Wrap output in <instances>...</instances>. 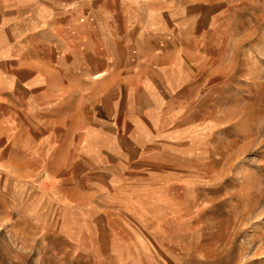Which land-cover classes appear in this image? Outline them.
Here are the masks:
<instances>
[{
  "label": "rangeland",
  "instance_id": "rangeland-1",
  "mask_svg": "<svg viewBox=\"0 0 264 264\" xmlns=\"http://www.w3.org/2000/svg\"><path fill=\"white\" fill-rule=\"evenodd\" d=\"M187 1L179 16L190 33L135 47L124 62L89 57L54 78L65 96L49 102L54 124L38 131L51 136L39 139V158L52 169L38 186L60 188L64 168L80 185L85 129L125 152L118 174L148 193L149 218L91 223L79 250L44 202L29 212L7 184L0 264H264V0ZM139 51L163 61L137 63Z\"/></svg>",
  "mask_w": 264,
  "mask_h": 264
},
{
  "label": "crops",
  "instance_id": "crops-1",
  "mask_svg": "<svg viewBox=\"0 0 264 264\" xmlns=\"http://www.w3.org/2000/svg\"><path fill=\"white\" fill-rule=\"evenodd\" d=\"M181 3L182 0H0V187L10 189V184L14 198L29 212L35 211L36 203L44 202L60 223V233L79 250L81 236L93 229L91 223L108 224L117 221L118 216L128 224L133 218H149L145 204L148 193L126 182L128 174H118L125 168V152L111 139L90 140L85 129L79 150L80 185L69 183V172L64 168L60 188L53 184L38 186V174L44 175L46 181L52 174L50 166L39 158L43 156V144L47 145L45 140L48 142L51 136H41L38 131L54 124L53 116L46 114L51 108L49 102L60 94L65 96L63 90L59 93L53 87L52 80L65 77L71 64L87 62L89 57L101 63L124 62L133 58L135 47L150 45L152 49L171 32L190 33L191 27L186 28L179 16ZM118 49L125 50V59L119 58ZM163 58L154 53L146 58L139 51L136 62L158 64ZM160 67L156 71H163ZM39 84V93L50 99L39 98ZM41 138L45 140L40 145ZM98 178L103 182L98 183ZM26 191L30 193L28 201L24 198Z\"/></svg>",
  "mask_w": 264,
  "mask_h": 264
}]
</instances>
